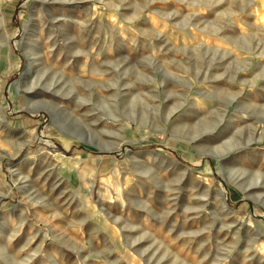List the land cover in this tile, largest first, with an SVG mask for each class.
<instances>
[{"label":"rangeland","instance_id":"rangeland-1","mask_svg":"<svg viewBox=\"0 0 264 264\" xmlns=\"http://www.w3.org/2000/svg\"><path fill=\"white\" fill-rule=\"evenodd\" d=\"M0 264H264V0H0Z\"/></svg>","mask_w":264,"mask_h":264}]
</instances>
